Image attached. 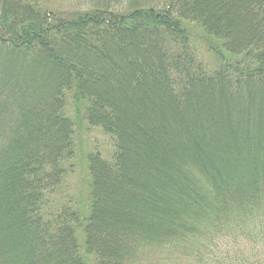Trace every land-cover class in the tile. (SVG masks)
I'll use <instances>...</instances> for the list:
<instances>
[{
  "label": "trees",
  "instance_id": "trees-1",
  "mask_svg": "<svg viewBox=\"0 0 264 264\" xmlns=\"http://www.w3.org/2000/svg\"><path fill=\"white\" fill-rule=\"evenodd\" d=\"M150 1L62 14L51 0H0V51L52 64L31 89L0 62V184L14 174L0 190V264H209L201 247L220 232L264 237V0ZM219 104L243 134L236 164L207 144L220 125L208 109ZM153 119L162 123L147 126ZM80 123L111 148L80 150L86 171L72 189ZM141 125L155 141L162 130L169 152L200 146L216 167L174 153L171 177L153 165L163 181L140 174L159 197L137 191Z\"/></svg>",
  "mask_w": 264,
  "mask_h": 264
},
{
  "label": "rangeland",
  "instance_id": "rangeland-1",
  "mask_svg": "<svg viewBox=\"0 0 264 264\" xmlns=\"http://www.w3.org/2000/svg\"><path fill=\"white\" fill-rule=\"evenodd\" d=\"M99 0H51V5L49 6L50 9H53L54 11L61 12L62 14L65 13H73L74 11L82 10V11H89L95 8L97 2ZM129 0H121V2H115L112 6V9L116 11H121L123 10L126 6H128ZM153 3V5L156 8H161L165 4L163 0H152L149 2ZM67 12V13H66ZM60 14V13H59ZM199 57L201 59H206L209 60V54L206 52L200 53ZM23 56H13L12 54H3V52L0 51V62H2L6 67V76L9 78L13 77H22V79L26 82L23 84V86H28L29 88L33 89L35 85H38V83L41 85V83H44L50 75H48V72L50 68L52 67V64H50L47 61H44L42 63L37 62V64H29L26 61V56L25 61L23 60ZM40 63V64H39ZM39 76V78H38ZM29 82V83H28ZM26 84V85H25ZM36 88V86H35ZM41 92V91H40ZM41 94H38V97H40ZM264 102V100H263ZM67 113L69 115L74 114L72 112V109L70 106L67 108ZM208 122L209 124L212 123V121L216 122L219 121L220 125H217V131L215 132V137L213 140L207 141V144L213 147H219L221 146V149L223 151L224 156L226 157L227 161L234 162L235 163V158L233 156V148L234 146H239L240 148H243L244 145L241 144V142H237L238 136H242L241 133L239 134L238 131L236 130L235 126L232 123V116L226 114L225 111L223 110V106L219 104V106L215 105L213 108L208 109ZM162 115L163 113H160ZM218 115H221V118L218 119ZM168 118V117H167ZM167 122L169 125H171V121L168 118ZM161 124L162 121L159 119H153L151 122L149 121L147 126H152L156 124ZM177 125H180L179 123H176ZM262 129L260 132L264 134V121H262ZM211 129L213 130L212 125ZM162 127V126H161ZM173 127V125H171ZM164 131V127H162ZM134 130V129H133ZM138 132L142 133V138H137V143H139L138 151L137 153V158L136 156H132L131 159L134 161L133 163H137V166L135 167L136 172H140L138 176L133 175V184L134 188L138 191L139 188L137 186H145L148 188L147 192H149V196L155 195L157 197L158 194H156V190L153 186V184L146 181L145 176H141L142 174H151L152 179L157 180L159 182L163 181V176L161 175V178L159 179L155 177L153 173V167L151 166H156L157 168H161L163 170V173H165L167 176L171 177V174L175 173V168L177 167L175 165V159L173 155L177 154H188L191 156L199 157L201 161H204L205 165H212L211 157L207 154H205V151L201 149V147H197L194 150H189L186 149L184 152H179V150H175L172 152H169V148H171L170 143L167 139H164L163 136L160 135V132H157L159 135V138L161 140L155 141L153 138H151L150 133H147V136L150 138H147L146 133L144 132V125L139 126ZM187 135H189V139L193 140L194 139V131L187 126ZM241 130V129H240ZM137 132V131H136ZM138 133V134H139ZM135 134V133H134ZM180 136H183V132H180ZM139 137L135 134V137ZM145 137V138H144ZM75 142L77 144V151H76V156L73 160L74 162V167L71 169L72 171L66 176V185L67 187L69 186L70 188L74 189H79L82 184L80 183V178H81V170L80 168L85 170L86 164L84 163V158L81 153V149L84 150H89L88 148L94 147V149H100L104 151L105 153L109 150V140L106 136H104L100 131L94 128H87V126L84 123H80V126L77 128V134H75ZM170 140V139H169ZM174 145L177 146V142L174 143ZM226 145V148L224 147ZM111 148V147H110ZM197 150V151H196ZM181 151V150H180ZM196 151V152H195ZM231 152L230 155L228 152ZM81 153V154H80ZM175 153V154H174ZM143 154L145 157H143ZM236 164V163H235ZM213 166L216 167V164L213 163ZM155 167V168H156ZM86 171V170H85ZM86 175V174H85ZM12 176V177H11ZM13 175L6 174L5 176L2 177L1 180H3L2 183L0 184V190L4 186V189H8L10 184L13 182L11 181L10 177L13 178ZM153 182V181H152ZM148 183V184H147ZM83 194L84 196L86 195L85 191V185L83 184ZM174 186V185H172ZM177 186V184H176ZM64 187V186H63ZM62 187V188H63ZM126 189V188H123ZM2 191V190H1ZM114 198L117 200H121L125 202V198L118 192L117 194L114 195ZM147 205H154V202L150 199L149 201L146 202ZM156 205V204H155ZM132 206L129 204V208ZM133 208V206H132ZM10 217H12L11 220L14 219L13 214H9ZM152 221H155L154 218H151ZM10 220L5 219V223H9ZM1 227H3V231H14V228L11 227L7 229L4 224H1ZM264 232V231H262ZM16 233V232H14ZM231 234V235H230ZM16 234H12V237H15ZM219 239L216 243L209 244V245H204L202 251H211L212 250V255L209 258V264H264V237L263 236H257V237H247V234L241 230V227L239 229H234V230H229L220 232V235L218 236ZM10 238V236H9ZM183 264V262H178ZM187 263V262H186ZM185 263V264H186Z\"/></svg>",
  "mask_w": 264,
  "mask_h": 264
}]
</instances>
